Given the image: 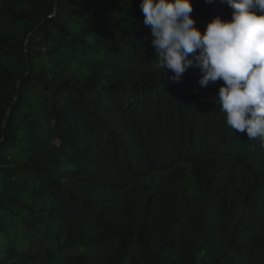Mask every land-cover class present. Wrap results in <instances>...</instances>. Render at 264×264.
I'll return each mask as SVG.
<instances>
[{
  "label": "trees",
  "instance_id": "obj_1",
  "mask_svg": "<svg viewBox=\"0 0 264 264\" xmlns=\"http://www.w3.org/2000/svg\"><path fill=\"white\" fill-rule=\"evenodd\" d=\"M192 3L202 31L231 19L221 0ZM140 4L0 0L2 17L25 26L0 30V264H18L19 231L53 235L69 221L86 254L66 264H127L134 239L144 264H166L177 239L181 264H264V141L226 125L222 80L203 88L198 68L176 82L154 67ZM155 173L172 183L154 204L108 222L110 195Z\"/></svg>",
  "mask_w": 264,
  "mask_h": 264
},
{
  "label": "clouds",
  "instance_id": "obj_2",
  "mask_svg": "<svg viewBox=\"0 0 264 264\" xmlns=\"http://www.w3.org/2000/svg\"><path fill=\"white\" fill-rule=\"evenodd\" d=\"M213 3L214 0H205ZM231 19L219 15L202 31L191 15L192 0H141L144 25L156 49L154 67L180 82L198 68L199 84L223 81L214 97L232 131L264 141V0H221Z\"/></svg>",
  "mask_w": 264,
  "mask_h": 264
},
{
  "label": "rangeland",
  "instance_id": "obj_3",
  "mask_svg": "<svg viewBox=\"0 0 264 264\" xmlns=\"http://www.w3.org/2000/svg\"><path fill=\"white\" fill-rule=\"evenodd\" d=\"M0 30L7 32L12 38L25 30V26L22 22L14 24L2 17L0 7ZM41 52H44L40 49ZM43 54V53H40ZM47 57L41 55L38 64L49 69L47 64ZM187 170L189 167L184 165ZM172 180L161 173H155L152 176L135 184L134 188L129 191H123L118 193H112L110 195V204L112 213L107 218L108 222H119L125 215V208L130 207L135 211H140L145 201L151 196L154 204L157 192L160 190L159 184L161 182ZM196 183L192 176L189 174L186 177V204H189L196 196ZM190 224L188 215H185L181 222L176 227V236L178 237ZM150 225H154L150 222ZM76 224L74 221L66 222L62 230L54 233L53 235H35L28 231H19L13 246L18 250L19 254L12 259V262L18 264H66V261L76 256H82L86 254V248L73 234L76 230ZM99 231L102 232V225L100 224ZM107 231L106 236H109ZM176 241L174 247H172L167 254L166 264H181L180 249ZM1 249L10 245V240L1 239ZM101 255L103 251L101 250ZM144 264L142 260V251L139 247L136 239L133 240L130 251L127 258V264Z\"/></svg>",
  "mask_w": 264,
  "mask_h": 264
}]
</instances>
